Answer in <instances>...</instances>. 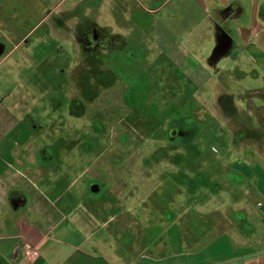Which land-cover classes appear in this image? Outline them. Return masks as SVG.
Returning <instances> with one entry per match:
<instances>
[{"label":"rangeland","instance_id":"rangeland-1","mask_svg":"<svg viewBox=\"0 0 264 264\" xmlns=\"http://www.w3.org/2000/svg\"><path fill=\"white\" fill-rule=\"evenodd\" d=\"M7 1L0 23L16 32V43L24 40L5 60L0 56V90L28 97L20 101L37 126L33 142L52 146L64 176L72 169L67 184L77 179L73 190L82 194L74 207L92 253L130 263L171 252L175 233L192 247L203 236L233 231L230 219L261 222L255 186L264 185V155L254 145L263 150L264 62H247L237 51L233 60L246 58L243 72L225 59L219 77L209 67L213 76L198 74L196 83L192 74L203 70L197 63L156 61L145 35L154 30L151 0H126L134 19L125 9L122 19L121 0ZM162 1L171 11L184 8L180 14L192 25L204 16L195 0ZM55 20L96 27L114 44L125 20L136 28L138 20L146 50L131 53L133 32L124 33L131 38L126 50L81 49L70 28L57 33Z\"/></svg>","mask_w":264,"mask_h":264},{"label":"crops","instance_id":"crops-1","mask_svg":"<svg viewBox=\"0 0 264 264\" xmlns=\"http://www.w3.org/2000/svg\"><path fill=\"white\" fill-rule=\"evenodd\" d=\"M194 2L204 16L192 25L194 20L188 23L184 14H180L184 8L173 5L171 11V3L151 0L154 30L147 37L151 51L156 52V61L197 63L203 70L192 74L196 83L200 81L196 80L198 74L207 77L206 80L216 72L219 77L222 71L219 65L225 59L239 63L234 69L237 75L243 72L240 62L246 58L251 63L264 62V0ZM7 5V0H0V19L6 20L1 11L8 9ZM0 26L5 27L0 33L4 38L0 40L3 61L20 47L24 38L16 43L17 39L11 38L16 32L8 31V23L1 22ZM208 50L211 54L205 55ZM237 51L246 58L239 56L233 60ZM247 72L255 71L247 68ZM19 98H14L12 91L0 90V264H100L99 258L110 264L87 247L91 236L79 222L80 211L74 207L82 193L73 190L77 179L67 184L72 169L64 176L55 167L58 158L52 146L33 142L37 126ZM254 146L264 155V147L261 151L260 146ZM255 188L261 194L257 204L262 213L261 222L230 219L236 230L221 232L213 239L203 236L206 240L199 239L192 247L175 233L168 238L171 252L167 248L164 256L145 255L119 264H264V185L262 189ZM25 242L36 247L38 259L26 260Z\"/></svg>","mask_w":264,"mask_h":264},{"label":"flooded vegetation","instance_id":"flooded-vegetation-1","mask_svg":"<svg viewBox=\"0 0 264 264\" xmlns=\"http://www.w3.org/2000/svg\"><path fill=\"white\" fill-rule=\"evenodd\" d=\"M60 4H61V2L59 0L58 6ZM121 4H122V6L120 5V8L119 9L121 10L120 11V15H121L122 19H124V14H122L124 12V9H125V14L126 15L129 14L131 16L133 14L132 11L134 10L133 4H130V5L126 4V0H121ZM125 5H126V8H125ZM139 5H140L139 2H137L136 3V6L138 7ZM94 6H95V4H94ZM55 12H56V10L54 11V13ZM109 12H110V8H109ZM82 16H84V15L82 14ZM87 17H83V19H85ZM128 19H134V15H132V18H128ZM135 21H136V24H137V28L136 27H132V26L130 27V25L128 27L127 23H132L131 20L130 21L129 20L128 21L125 20L126 27H125L124 24H122V27H121V29H122V31L124 33H126V32L127 33H129V32L132 33L133 32L131 34V37L133 36L135 39L132 40L130 38V36L128 37V36L124 35V33H121L120 32L118 34V36H119L118 37L119 38V43L118 44L111 43V37H110V35H107L106 36V35H103L102 34L103 37H104L103 38V41H102L98 37L100 34L98 33L99 31H98V29H96V27H92L91 29H86V30H83V28L77 29L75 27H68L66 24H62V23H60V22H58L56 20L54 21V24L53 25H55L56 28L57 27L59 28V29L57 28V30H59V32H57V33L66 32L65 29H69L70 28V31H71L72 35L73 36L74 35L77 36L78 37L77 40H79V38L81 39L82 42L80 44L78 43L79 41H77V45H79V47L81 49L83 48V46L85 44L92 45V46L102 45L104 47V49L109 50V49H112L113 48V51L119 52L120 49L126 50V48L128 47V42H129L128 40L131 39L130 41H133V45H134V47H133L134 50H132L131 53L132 52L136 53V57H137V55L140 56L138 54V52H142V51L146 50V48H145V43L146 42L142 40L143 37L141 35H143V34H142V28L140 27V22L138 20H135ZM135 21H133V22H135ZM78 30H80V31L77 32ZM143 32H144V30H143ZM145 35L147 36L148 33H146ZM101 42H102V44H101ZM115 46H117V47L115 48ZM130 47H131V45H130ZM131 53H130V55H131Z\"/></svg>","mask_w":264,"mask_h":264},{"label":"built area","instance_id":"built-area-1","mask_svg":"<svg viewBox=\"0 0 264 264\" xmlns=\"http://www.w3.org/2000/svg\"><path fill=\"white\" fill-rule=\"evenodd\" d=\"M23 251H24L25 258L28 261H34V260L38 259V257H39V252L36 249V247H34L32 244H30L28 242H25L23 244Z\"/></svg>","mask_w":264,"mask_h":264}]
</instances>
